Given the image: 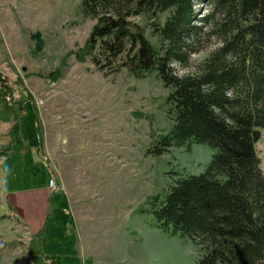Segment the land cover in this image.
I'll list each match as a JSON object with an SVG mask.
<instances>
[{
  "label": "rangeland",
  "instance_id": "374dc122",
  "mask_svg": "<svg viewBox=\"0 0 264 264\" xmlns=\"http://www.w3.org/2000/svg\"><path fill=\"white\" fill-rule=\"evenodd\" d=\"M81 3L0 0V72L14 91L0 97V264H26L29 247L41 251L36 236L26 246L30 227L13 198L38 201L34 189L45 187L50 176L58 187L50 188L43 224V247L54 254L44 257L46 264L59 258L63 264H196L199 247L154 227L149 207L167 190L169 171L203 172L213 150L196 143L190 151L146 153L170 127V90L155 72L137 77L96 66L86 48L96 19L84 15ZM198 6L199 15L208 9L205 1ZM133 19L157 40L151 20ZM37 31L45 41L41 51L31 39ZM214 46L206 45L193 60ZM257 150L264 170V129ZM73 214L81 236L74 250ZM61 236L68 253L61 251Z\"/></svg>",
  "mask_w": 264,
  "mask_h": 264
},
{
  "label": "trees",
  "instance_id": "16d2710c",
  "mask_svg": "<svg viewBox=\"0 0 264 264\" xmlns=\"http://www.w3.org/2000/svg\"><path fill=\"white\" fill-rule=\"evenodd\" d=\"M203 1L208 9L199 15ZM81 8L96 19L86 42L96 66L137 77L155 72L170 90V127L146 153L190 151L196 143L213 150L203 172L169 171L167 190L150 202L154 227L197 245L196 264H264L257 150L264 129V0H82ZM136 16L151 20L157 40ZM13 92L0 72V97Z\"/></svg>",
  "mask_w": 264,
  "mask_h": 264
},
{
  "label": "crops",
  "instance_id": "0c3cea01",
  "mask_svg": "<svg viewBox=\"0 0 264 264\" xmlns=\"http://www.w3.org/2000/svg\"><path fill=\"white\" fill-rule=\"evenodd\" d=\"M50 178H52V176H50ZM50 181V180H49ZM34 194L36 195V198H40L38 201L34 200L33 197H30L28 199V201L26 199V197H19L17 198H13V204H14V208L15 207H19L24 209V212L20 213L21 214V219L23 220V222L27 223L28 226L30 227L29 231L31 232V236L29 238V241L26 243V246H32L33 245V239L34 236L38 237L40 239V243H41V251L37 252L36 248L32 249L31 247H29V252L26 253L24 252V258H27V262L26 264H37V262H34V259L37 257H40L42 259L41 262H39V264H46L44 261V257L45 256H50L52 257L53 255L47 253V250L45 247H43V243H44V238L48 235L46 234V229H47V225L46 227L44 226L43 228V224H44V220L46 218V216L49 214V201H50V197L52 196V194L55 192H51L50 191V187H49V182L47 183V185L45 187H40V188H35L34 189ZM39 196V197H38ZM5 200L7 201L6 197ZM29 206V211L27 210ZM72 206V205H71ZM26 207V208H25ZM54 208V205H53ZM42 209V210H41ZM48 212V213H47ZM14 213V212H13ZM15 214V213H14ZM18 215V214H17ZM34 215V216H33ZM73 229L71 230L72 232V237L73 243H72V249L74 250L75 248H77L78 246L80 247V242H81V236L80 234H77V230L79 231V229L74 230L76 227H79L77 225L76 222H78L79 219L76 218V216L73 214ZM16 217V214H15ZM20 220V222L22 221ZM49 221V219H48ZM81 222V220H80ZM48 233V232H47ZM62 235V234H61ZM61 240L65 243V247H63L61 249V251L63 252H69L70 250H68V243L65 241V239L61 236ZM81 253V252H80ZM64 255V254H62ZM56 256V255H55ZM59 257V255H58ZM58 260V259H57ZM61 258H59L58 260V264H63L61 262ZM48 264V263H47Z\"/></svg>",
  "mask_w": 264,
  "mask_h": 264
},
{
  "label": "water",
  "instance_id": "95a60500",
  "mask_svg": "<svg viewBox=\"0 0 264 264\" xmlns=\"http://www.w3.org/2000/svg\"><path fill=\"white\" fill-rule=\"evenodd\" d=\"M31 39L36 41L35 48L36 51H41L44 48L45 41L42 37V33L40 31H37L36 33H33L31 35Z\"/></svg>",
  "mask_w": 264,
  "mask_h": 264
},
{
  "label": "built area",
  "instance_id": "2783aa9c",
  "mask_svg": "<svg viewBox=\"0 0 264 264\" xmlns=\"http://www.w3.org/2000/svg\"><path fill=\"white\" fill-rule=\"evenodd\" d=\"M49 187L53 191L57 190V183H56V180L54 178H51L50 179V181H49Z\"/></svg>",
  "mask_w": 264,
  "mask_h": 264
},
{
  "label": "bare ground",
  "instance_id": "6f19581e",
  "mask_svg": "<svg viewBox=\"0 0 264 264\" xmlns=\"http://www.w3.org/2000/svg\"><path fill=\"white\" fill-rule=\"evenodd\" d=\"M57 183V182H56ZM57 187H58V185H57ZM170 263V262H169Z\"/></svg>",
  "mask_w": 264,
  "mask_h": 264
}]
</instances>
